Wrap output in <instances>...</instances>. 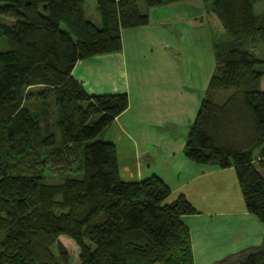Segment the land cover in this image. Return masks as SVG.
I'll return each instance as SVG.
<instances>
[{
  "label": "trees",
  "instance_id": "1",
  "mask_svg": "<svg viewBox=\"0 0 264 264\" xmlns=\"http://www.w3.org/2000/svg\"><path fill=\"white\" fill-rule=\"evenodd\" d=\"M175 1L96 0V23L85 0H0V264H71L62 235L79 264H194L183 216L197 206L172 198L158 175L124 179L116 144L102 137L128 94H91L73 76L78 61L120 52L122 31L148 25V9ZM204 1L215 68L184 152L233 166L264 223V11L259 0ZM32 153L42 170L27 168ZM214 264H264V238Z\"/></svg>",
  "mask_w": 264,
  "mask_h": 264
},
{
  "label": "crops",
  "instance_id": "2",
  "mask_svg": "<svg viewBox=\"0 0 264 264\" xmlns=\"http://www.w3.org/2000/svg\"><path fill=\"white\" fill-rule=\"evenodd\" d=\"M156 8L144 9L150 15L148 25L122 31L120 52L78 61L73 76L91 94H128V108L107 128V140L117 147L122 177L139 181L158 175L171 187L172 198L186 194L199 209L183 216L191 232L194 264H214L259 246L264 223L247 210L245 202L235 206L227 195L229 182L237 187L233 166L191 160L184 152L185 138L177 142L176 134L169 136L164 129L169 123L191 125L201 102L197 90L206 91L215 58L195 25L182 26L183 31L175 33L167 27L168 20H152ZM94 21L100 23L99 11ZM184 58H190L189 67L180 65Z\"/></svg>",
  "mask_w": 264,
  "mask_h": 264
},
{
  "label": "rangeland",
  "instance_id": "3",
  "mask_svg": "<svg viewBox=\"0 0 264 264\" xmlns=\"http://www.w3.org/2000/svg\"><path fill=\"white\" fill-rule=\"evenodd\" d=\"M165 6H157L155 10H152L151 18L152 20H168L167 22V27L171 28V30L175 33H180L183 31L182 26H187V25H192L196 29H198L199 32V39L201 40L202 43H210V50H211V43H212V38L216 37L218 35V32L216 28L214 27V24H211L210 21L207 19V6L206 2L204 0H185V1H178V2H171L169 4H164ZM141 7L144 10L145 6L144 4L141 3ZM158 9V10H157ZM85 10H86V16L91 19L95 20L96 15L98 13V9L96 8V0H85ZM264 11V0H259L255 4V12L257 14H260ZM200 17H205V21L203 23L198 22L197 18ZM192 19L193 21H189ZM195 22V23H192ZM181 28V29H180ZM5 39V37H1V40ZM182 44H185V40L180 39ZM180 45V44H179ZM3 50H5V45L2 42L0 45ZM212 52V51H211ZM213 54V53H211ZM186 63H190V58L187 59H181L180 60V65L185 67H189L190 64L187 66ZM196 63H199L198 59ZM198 95L202 99V97L205 94V91L197 90ZM201 101V100H200ZM112 125V124H111ZM191 125L187 127V125H177V124H171L169 123L167 126L164 127L170 134L169 136H173L176 134L177 136V142H180V139L183 140L188 137V133L190 130ZM103 138H110L107 135V128L104 130L102 133ZM156 151V150H155ZM27 159L25 160V163H28L27 168H31L32 165L35 164L34 170L40 171L42 170L43 166L40 162V160L37 159L36 154H30ZM62 177L59 175H53L51 173L46 174L45 180L47 182H61ZM236 185H231L229 182V189L227 192V195L232 198V203L235 206L241 204L244 205V199L240 190V185L239 181L237 182V187H234ZM60 241L63 242V244L67 247L69 252L71 253V264H78L80 261L79 258V246L76 244V242L69 236L67 235H62L60 237ZM263 243V242H262ZM262 243L259 245L261 246Z\"/></svg>",
  "mask_w": 264,
  "mask_h": 264
}]
</instances>
